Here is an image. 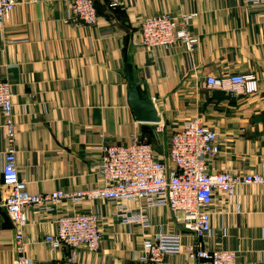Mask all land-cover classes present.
I'll return each mask as SVG.
<instances>
[{
	"label": "crops",
	"instance_id": "1",
	"mask_svg": "<svg viewBox=\"0 0 264 264\" xmlns=\"http://www.w3.org/2000/svg\"><path fill=\"white\" fill-rule=\"evenodd\" d=\"M15 9L0 27V80L14 93L13 149L19 178L34 195L72 192L102 186L89 166L100 145H122L149 137L168 138L188 118H199L218 136L220 154L212 171L264 175V2L243 0H132L107 9L93 0L103 18L86 26L70 17L66 0H15ZM167 14L195 15L189 31L198 43L189 51L178 43L169 50L140 45L139 19ZM253 77L257 91L231 89L229 75ZM221 81L209 88L206 78ZM146 92L160 117L158 124L138 122L128 104V84ZM0 113V201L7 194L1 169L7 143ZM163 132L155 136V129ZM115 202L27 209L23 228L25 254L35 264L64 258L43 243L54 233L55 219L72 210H95L102 218L97 253L79 250V264H142V243L159 231L186 233L162 209H151V228L112 221ZM130 208L137 209L136 203ZM211 234L206 248L219 244L237 253V264H264V185L237 186L231 199L216 192ZM15 227L0 213V264H15ZM184 242V241H183ZM161 264H197L186 255Z\"/></svg>",
	"mask_w": 264,
	"mask_h": 264
},
{
	"label": "built area",
	"instance_id": "2",
	"mask_svg": "<svg viewBox=\"0 0 264 264\" xmlns=\"http://www.w3.org/2000/svg\"><path fill=\"white\" fill-rule=\"evenodd\" d=\"M132 0H106L110 8L123 6ZM248 5H260L264 0H243ZM15 0H0V27L7 23L15 9ZM70 17L86 26H95L103 18L96 12L93 0H66ZM195 15L171 17L161 14L139 19L140 45L144 49L169 50L182 43L191 51L198 43L189 31ZM226 82L231 89L246 93L257 91L251 76L231 74ZM206 86H221L214 77L206 78ZM14 93L10 84L0 80V113L5 120L1 126L7 149L1 169L3 186L7 194L0 201L4 212L15 227L13 242L17 253L15 264H35L25 254L23 228L27 225L29 208L54 207L69 200L74 205H92L96 201L115 202L112 221L120 225H137L143 230L151 228L148 211L162 209L186 233L159 231L153 239L142 243L136 261L142 264H161L166 257L186 255L197 264H237V253L219 244L206 248L204 240L211 234L210 207L216 192L231 199L237 186L264 185V175L231 171H212L211 161L220 154L217 134L199 118H188L170 135L166 154L139 140L137 136L127 144L100 145V156L89 169L100 177L102 186L87 190L52 191L34 195L26 191L25 181L19 178L13 149L15 125L12 120ZM155 136L163 127L155 129ZM131 203L137 209L130 208ZM102 218L93 209L72 210L55 219V232L46 234L43 243L51 250L62 251L65 256L50 264H79V250L97 253L102 240ZM184 241V242H183Z\"/></svg>",
	"mask_w": 264,
	"mask_h": 264
},
{
	"label": "water",
	"instance_id": "3",
	"mask_svg": "<svg viewBox=\"0 0 264 264\" xmlns=\"http://www.w3.org/2000/svg\"><path fill=\"white\" fill-rule=\"evenodd\" d=\"M128 87V104L136 120L141 123L158 124L160 117L145 90L134 81L129 82Z\"/></svg>",
	"mask_w": 264,
	"mask_h": 264
},
{
	"label": "rangeland",
	"instance_id": "4",
	"mask_svg": "<svg viewBox=\"0 0 264 264\" xmlns=\"http://www.w3.org/2000/svg\"><path fill=\"white\" fill-rule=\"evenodd\" d=\"M141 140L150 143L156 151L166 154L168 149L167 137H161V139L156 140L152 132L149 131V137L142 138Z\"/></svg>",
	"mask_w": 264,
	"mask_h": 264
},
{
	"label": "trees",
	"instance_id": "5",
	"mask_svg": "<svg viewBox=\"0 0 264 264\" xmlns=\"http://www.w3.org/2000/svg\"><path fill=\"white\" fill-rule=\"evenodd\" d=\"M103 3H104V5L106 6L107 9H116V8H118V7H116V8H110V7L108 6L106 0H103ZM94 6H95V4H94ZM96 12H97V11H96Z\"/></svg>",
	"mask_w": 264,
	"mask_h": 264
}]
</instances>
